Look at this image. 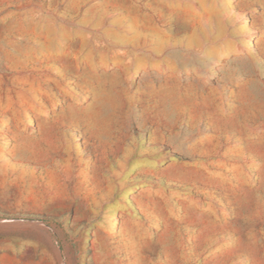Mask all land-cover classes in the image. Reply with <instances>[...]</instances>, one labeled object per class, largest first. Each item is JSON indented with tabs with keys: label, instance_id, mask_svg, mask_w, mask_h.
<instances>
[{
	"label": "rangeland",
	"instance_id": "1",
	"mask_svg": "<svg viewBox=\"0 0 264 264\" xmlns=\"http://www.w3.org/2000/svg\"><path fill=\"white\" fill-rule=\"evenodd\" d=\"M0 264H264V0H0Z\"/></svg>",
	"mask_w": 264,
	"mask_h": 264
},
{
	"label": "trees",
	"instance_id": "2",
	"mask_svg": "<svg viewBox=\"0 0 264 264\" xmlns=\"http://www.w3.org/2000/svg\"><path fill=\"white\" fill-rule=\"evenodd\" d=\"M23 219H36V220L44 221L42 217L35 216V215L24 216Z\"/></svg>",
	"mask_w": 264,
	"mask_h": 264
}]
</instances>
